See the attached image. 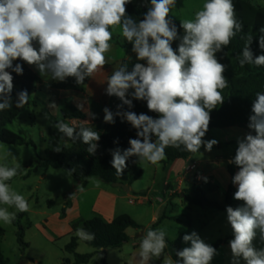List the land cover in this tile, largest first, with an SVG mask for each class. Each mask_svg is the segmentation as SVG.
I'll use <instances>...</instances> for the list:
<instances>
[{"label":"clouds","instance_id":"clouds-1","mask_svg":"<svg viewBox=\"0 0 264 264\" xmlns=\"http://www.w3.org/2000/svg\"><path fill=\"white\" fill-rule=\"evenodd\" d=\"M132 2L0 0V112L10 110L13 104L23 109L29 102L26 89L19 91L13 101L12 73L24 72L22 64L14 61L35 66L42 77L50 75L51 80L59 82L71 77L80 85L108 63L111 29L120 28L122 36L132 44L137 61L146 62L135 63L131 70L127 63L121 64L106 81V94L117 97L121 103L115 113L107 107L103 109L104 121L114 124L115 117H120L136 129V138L128 141L130 147L111 151L110 163L118 176L132 156L141 163L158 165L166 159L168 147L183 146L184 150L197 153L202 146L211 152L218 144L216 139H203L209 130L210 113L224 103L222 90L228 87L226 65L216 54L243 28L236 18L233 0H205L194 19L181 20L182 37L170 18L176 0H150L139 22L127 13V5ZM260 32L259 47L264 50V27ZM177 39L180 43L174 50L172 44ZM252 39L251 35L247 37L239 61L241 67L264 66V54L253 56ZM255 97L248 124L255 135L250 132L238 139L232 160L239 169L232 177L237 186L233 199L243 201V205L226 207L234 236L229 241L231 264H241V260L244 264H264V248L257 249L253 243L258 234L264 243V92H257ZM134 100L146 101L148 110L157 113L158 118L131 111ZM125 106L128 110H124ZM90 115L95 118V114ZM54 127L73 142L82 140L88 145L87 152L95 154L100 140L97 131L83 126L77 131L63 121ZM8 155L10 151L5 160ZM19 168L18 163L11 167L0 165V204L27 212V199L7 183L18 175ZM204 180L207 182L206 177ZM96 184L99 186V181ZM14 219V212L0 207V221L11 224ZM75 235L81 241L95 239V234L84 228H78ZM165 237L163 228L147 230L140 242V264H150L153 258L161 257L167 246ZM182 239L191 246L177 251L176 260L165 257L163 264H211L218 255L217 249L195 231Z\"/></svg>","mask_w":264,"mask_h":264},{"label":"rangeland","instance_id":"rangeland-1","mask_svg":"<svg viewBox=\"0 0 264 264\" xmlns=\"http://www.w3.org/2000/svg\"><path fill=\"white\" fill-rule=\"evenodd\" d=\"M245 1L254 7L264 8V0ZM204 2L205 0H176V6L172 9L170 18L180 26L181 20L194 19L195 12L202 8ZM132 3L148 7L150 0L147 2L133 0ZM112 32L113 37L122 35L120 28L112 29ZM181 33L182 31L178 29V35L182 37ZM179 43V39L173 41L172 47L178 46ZM126 54H129L126 50L111 48L106 57L108 63L115 65L118 59ZM132 55L133 62L146 63L137 61L134 52ZM216 55L219 61L226 65V69L231 65L228 55L219 53ZM25 64L43 82H59L51 80L50 75L42 77L35 66ZM72 94H60L59 91L49 89L43 95H32V99L40 102V105L37 107L29 105L18 119L7 127L23 138L32 140L35 148L26 145H7L0 142V165L7 164L10 167L17 163L20 165L18 175L7 183L14 191L23 195L30 206L29 211L19 212L14 207L0 204V207H7L9 212L15 213V223L12 221L11 224H5L0 221V227L4 230V235L0 240L1 250L8 264H64L66 260H68V264H73V254L65 251V246L72 237L78 239L75 253L91 255L86 264H99L101 255L96 253V250L85 241H81L75 233L78 228H81L82 221L96 216L105 220L100 212L104 215L110 214L107 211L108 204L105 196L101 195L100 198L98 196L102 189L122 196V199L115 202L114 213L128 215L139 226L136 229L126 230L128 241L121 247L105 249L106 264H140L139 247L142 238L148 229L160 228L166 232V245L168 242L178 243L180 250L191 246L190 242L185 243L182 238L185 234H191L193 231L210 245L218 240L224 241V244L217 248L218 255L213 258L211 264H231L232 254L229 241L234 236L227 221L226 210H212L190 205L178 194L190 187L193 182H197L208 199L224 204L226 188L229 184L233 185L228 168H231L234 174L239 170L232 163L238 147L237 141L244 138V135L249 131L245 128L232 127L237 130L238 134H233V138H230L232 131L225 132L220 134L222 139L210 135L209 131L204 140L216 139L218 144L213 146L211 152L205 151L202 146V150L195 155L199 158L209 159L210 167H208L209 165L193 164V166L186 167L182 172L177 173V178H173L170 177L169 164L165 163V159L158 165L139 161L142 171L140 178L130 181L132 169L129 168L117 179L118 183L133 187L129 192L113 188L112 185L106 184L96 177L90 178L86 187L83 188L65 170H43L36 165L38 157H46L45 149L49 131L52 129L51 121L61 119L59 107L63 106L65 102L76 101L79 104L85 102L84 92L75 93V98L72 97ZM111 98L117 97L111 96ZM106 99L101 102L105 103ZM87 104L91 106L92 110L94 109L95 104L92 101L88 100ZM99 113L104 114L102 109ZM67 123L77 130L83 126L74 120ZM83 127L87 128L86 125ZM102 127V122H100L96 128L93 127V131L99 132ZM228 138L229 140H227ZM9 151L11 155H8L5 160V154ZM204 177L207 178V182ZM97 181H99V186L96 184ZM233 186L236 191L237 186ZM81 189L83 190L81 191ZM79 192L82 193L79 194ZM72 200L77 202L75 208H73ZM48 201H52L54 205L48 207ZM242 205L243 201L235 199L230 204L233 208ZM62 209L65 211L64 217L60 216ZM19 227L22 228L23 241L27 244L25 248H22L18 242ZM253 243L257 249L264 248L259 234ZM167 248L168 246L165 248L166 253L162 260L153 258L150 264H163L165 257H171ZM241 264H244L243 260H241Z\"/></svg>","mask_w":264,"mask_h":264},{"label":"trees","instance_id":"trees-1","mask_svg":"<svg viewBox=\"0 0 264 264\" xmlns=\"http://www.w3.org/2000/svg\"><path fill=\"white\" fill-rule=\"evenodd\" d=\"M236 10V18L242 23V31L238 32L232 39L231 43L218 52L220 55H228L231 60V65L228 66L224 72L225 77L228 79V87L222 90V95L225 100L222 105L211 111V121L209 130L206 133L205 139L211 129H226L230 127L245 128L255 135L254 130L249 129V116L252 114V104L255 100L257 92H264V66H257L255 64H245L241 67L239 61L242 58V50L245 47L247 37L251 35L253 37L250 45L253 52V56L264 54V50L259 47V37L261 35L260 29L264 27V8H257L252 6L245 0H233ZM147 11V7L143 5H135L130 3L127 5V13L132 16L134 20L139 22L143 19L144 13ZM176 25V24H175ZM177 29L182 31L180 35L183 36V29L176 25ZM112 31V29H111ZM114 44L120 46L123 49L132 51V44L129 43L124 37L121 39L112 37ZM174 50L178 49V46L173 47ZM15 63H21L24 69L23 75L14 76V89L12 93L13 101L16 100L17 93L21 90H27L30 98L28 104L23 109H18L13 104L10 110L0 112V142L7 145H26L35 148V144L32 140H27L22 136L7 129L18 117L32 105L37 107L40 105L35 99H32V95H43L49 89L56 91H81L80 85L76 84L74 78H67L64 82H43L37 75L32 73L20 60L14 61ZM127 63L129 70L137 63L133 61H122L121 64ZM143 63V62H141ZM120 64V66H121ZM9 71H11L9 69ZM86 78L84 83L89 81ZM131 98V97H129ZM121 101L118 98H111L108 102L109 109L115 113L117 111V105ZM134 107L131 111H135L137 114L145 113L154 118H158V114L150 112L147 108L146 101H133ZM124 110H128L125 106ZM60 120H52V129L49 131L47 143H46V157L36 159V165L43 170L48 169H62L68 172L75 180L79 181L80 185L84 188L90 178H99L102 182L111 185L117 182L118 175L111 166L112 155L111 151L119 148L121 151L130 147L128 141L130 138H136V129L126 121L122 122L120 117H115V123H105L101 130L100 140L97 142L98 148L94 155H90L87 152L88 145L84 144L82 140L73 142L67 137H63L54 125L63 121L65 123L85 119L83 112L78 109L71 102H66L59 108ZM78 131V130H77ZM155 139V137H153ZM114 141H118L114 143ZM68 144V145H67ZM60 147L62 150L57 152L55 149ZM202 150V147L200 151ZM166 151V164H171L179 159H187L197 153H191L181 148L168 147ZM131 168L132 176L130 181H134L142 176V171L139 167V160L137 157L132 156L127 160V168L124 172ZM123 172V173H124ZM228 173L232 178L234 171L228 168ZM235 188L232 184H229L224 193V204H220L215 200L208 199L204 194V191L200 184L193 182L192 185L184 189L179 194L188 204L201 208H208L212 210H226L227 206L233 201V195ZM48 207L54 205L52 201L47 202ZM20 215V214H19ZM65 211L61 210L60 216L64 217ZM13 223L15 221L13 220ZM139 226L126 214H119L115 216L111 221L107 222L100 217H92L85 220L82 223L81 228H84L88 232L95 234V239L91 242L85 241L90 247L96 250V253L101 255L99 264H106L104 250L108 248H119L128 241L126 230L129 228H138ZM4 235V230L0 227V240ZM78 239L72 237L69 243L65 246V251L72 253L74 257L73 264H86L89 262L91 255H80L75 253ZM18 242L22 248L27 247V244L23 241L22 228L19 227ZM224 244V241L218 240L212 246L216 249ZM168 253L173 260L177 259L176 252L180 250L178 243H167ZM166 250L159 258L162 260ZM68 260L64 264H68ZM0 264H8V261L4 258L1 250L0 242Z\"/></svg>","mask_w":264,"mask_h":264},{"label":"crops","instance_id":"crops-1","mask_svg":"<svg viewBox=\"0 0 264 264\" xmlns=\"http://www.w3.org/2000/svg\"><path fill=\"white\" fill-rule=\"evenodd\" d=\"M123 36L120 35V36H116L115 38H118V39H121ZM111 45H112V48L116 49V48H121L120 46L114 44L113 42H110ZM123 49V48H121ZM123 50H126V49H123ZM127 52H129V54H126L124 55V57H122L121 59H118V61L116 62L115 65H112L110 63H107L105 64V66L100 69L97 73H95L92 77H90L89 81L85 84H82L80 85V89L83 90L84 92V95H85V102L83 103H78L76 101H72V103L78 108V105L81 106V108H78L80 109L84 116H85V119L82 120V121H78V120H74L75 122H79L81 123V125H86L87 128H90L91 130H93L94 128H96V125H98V123L102 122V126L106 123L104 121V114H100V110L102 109V112L104 113L103 109L105 107L109 108L108 106V102L110 101L111 99V96H108L105 92V89L107 87V79L108 77L112 74V72L119 68L120 67V64L122 61H129L128 60V56L132 57V52L133 51H130V50H126ZM133 60V58L131 59V61ZM24 65L25 62L21 61ZM79 91H74V92H68V91H59V93H73L72 97H74L76 94L75 93H78ZM108 97V99H106ZM75 98V97H74ZM107 100L105 103H102L101 101L102 100ZM88 100L92 101L95 106H94V109L92 110L91 106L88 103ZM65 102V101H64ZM66 103V102H65ZM86 108H85V107ZM61 107V106H60ZM59 107V108H60ZM85 109V110H83ZM90 114H95V118H92V116ZM94 127V128H93ZM79 130V129H78ZM229 131H232V136L230 138H233L234 135L238 134L235 130V128H226V129H211L210 130V135H214L216 136L218 139H222L221 135L224 134L225 132H229ZM221 134V135H220ZM234 134V135H233ZM246 135H244L245 137ZM229 140V138L227 139ZM162 162H164V160H162ZM209 162V159H206V158H199L198 156L196 157V155H193L187 159H179V160H176L174 161L173 163L169 164V174H170V177H173V178H177V173L179 172H182V170L186 167H189V166H193V164H198V165H201V166H208ZM163 164V163H162ZM210 167V165L208 166ZM173 178H171V180L174 182ZM79 184V183H78ZM129 188V191L133 189V187L131 186H127ZM167 187V186H166ZM121 189V188H120ZM165 189V188H164ZM167 190V188H166ZM101 191V194H99V198L101 197V195H104L105 196V199H106V203L108 204V208H107V211L108 213L110 214H107V215H104V213H101L100 214L103 216V218L105 219V221L109 222L111 221L116 215V213H114V205H115V202L118 200V199H122L123 197L118 195V193H115V192H110L108 190H105V189H102L100 190ZM128 191V192H129ZM82 193V192H79V194ZM76 194L78 195V192H76ZM75 194V195H76ZM181 194V192L179 193ZM178 194V195H179ZM180 196V195H179ZM75 199V198H74ZM73 202V208H75L77 202L75 200H72ZM72 208V209H73ZM100 211V210H99ZM85 221V220H84ZM82 221L81 222V225L82 223L84 222ZM70 227V226H69ZM105 251V250H104Z\"/></svg>","mask_w":264,"mask_h":264},{"label":"water","instance_id":"water-1","mask_svg":"<svg viewBox=\"0 0 264 264\" xmlns=\"http://www.w3.org/2000/svg\"><path fill=\"white\" fill-rule=\"evenodd\" d=\"M78 183H79V181H78ZM111 185H112L113 188H121L125 192H128L129 191V188L127 186H124V185H122V184H120L118 182L112 183Z\"/></svg>","mask_w":264,"mask_h":264}]
</instances>
